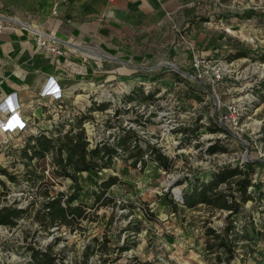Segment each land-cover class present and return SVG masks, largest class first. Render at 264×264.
I'll use <instances>...</instances> for the list:
<instances>
[{
    "label": "rangeland",
    "instance_id": "1",
    "mask_svg": "<svg viewBox=\"0 0 264 264\" xmlns=\"http://www.w3.org/2000/svg\"><path fill=\"white\" fill-rule=\"evenodd\" d=\"M211 1L206 6L201 1L197 4L199 22L180 41L190 56L193 50L206 59V71L215 66L222 69L219 81L194 79L190 60L185 68L176 65L186 73L182 75L168 66L170 57L160 56L144 62V70L118 73L119 91L100 95L109 106L94 112L95 117L83 110L88 123L83 122L82 127L89 149L95 144L115 145L123 129L130 130L140 146L156 144L167 154L171 159L167 171L145 156L143 167L129 168L123 175L119 171L126 154L118 147L121 155L113 157L112 166L93 175L94 180L109 174L119 176L121 181L106 190L112 203L97 210L88 208L85 219L62 227L38 221L36 215H41L45 189L50 196L56 191L66 193L70 180L52 173L56 167L50 154L28 165L21 158V145L34 134L1 141L0 166L15 180L0 174V208L17 206L26 212L13 225L0 224V264H34L28 244L47 250L56 264H218L214 253L206 251L204 229L205 225L221 228L227 212L199 204L173 213L164 193L169 191L179 200L191 183L209 180L223 165L264 162V0ZM238 51L245 55L234 56ZM129 76L135 84L128 92L121 82ZM148 94L153 95L145 98ZM232 102L241 108L238 127H225L227 133L212 131ZM77 120L63 113L52 125V136L68 131ZM44 130L39 128L36 134ZM217 144L224 151H207ZM253 169L252 182L260 181L264 192V166L256 163ZM78 181L83 190L73 204L86 201L84 190L94 187L85 172L78 175ZM263 204L264 197L248 200L236 218L234 226L241 237L231 234L236 253L232 264H264V235L255 232ZM244 223L247 234H243ZM136 227L138 231H134ZM120 247L124 249L120 251Z\"/></svg>",
    "mask_w": 264,
    "mask_h": 264
},
{
    "label": "crops",
    "instance_id": "2",
    "mask_svg": "<svg viewBox=\"0 0 264 264\" xmlns=\"http://www.w3.org/2000/svg\"><path fill=\"white\" fill-rule=\"evenodd\" d=\"M200 1L204 6L212 2L0 0V22L6 26L0 31V103L6 98L17 100L20 108L15 112L27 124L13 134L0 132V146L8 137L35 135L39 128L55 134L52 125L63 113L85 114V109L95 117L99 110L95 106L106 102L100 95L120 89L117 74L144 70L142 65L149 59L167 56L170 64L185 68L190 55L180 38L189 36L199 22ZM38 35L57 43L63 53L40 48ZM53 79L63 89L61 98L41 95ZM123 79L122 87L129 92L135 81L130 76ZM0 118L12 119L8 111L0 112Z\"/></svg>",
    "mask_w": 264,
    "mask_h": 264
},
{
    "label": "trees",
    "instance_id": "3",
    "mask_svg": "<svg viewBox=\"0 0 264 264\" xmlns=\"http://www.w3.org/2000/svg\"><path fill=\"white\" fill-rule=\"evenodd\" d=\"M245 17V16H244ZM247 17V16H246ZM245 52L238 51L234 56H244ZM230 57V56H229ZM148 94L145 98L152 96ZM108 102H101L95 106L96 109H105ZM83 113L75 115L79 120L76 124L63 134L58 133L56 137L47 134L45 131L38 132L36 135H30L24 145H21L20 156L27 163L33 159L37 161L45 158L47 154L52 157V162L56 167L52 173L56 177H64L70 180L66 193L56 191L50 196L48 189H45L43 195L45 200L40 204L41 215H36V219L42 222H49L62 227H72L85 219L90 213L88 208L97 210L106 206L113 201V197L106 194V190L116 185L121 180L119 176L109 174L102 180L93 179L101 169L112 166L113 157L121 155L117 148L120 147L125 152L124 164L119 172L123 175L129 171V168H141L145 165V156L154 162L159 168L168 170L171 165V159L156 144L146 142L142 147L136 139L137 136L133 131L123 129V133L118 137L115 145L95 144L92 148H88L89 140L86 137L82 123L85 121ZM212 131H221L227 133L226 128L214 123ZM224 148L212 145L207 148L209 153H214ZM260 164L264 166V162H244L242 165H223L211 174V178L207 181L196 180L191 183L190 189L184 192L179 200L171 197L169 191L164 195L168 197V205L171 206L173 213L184 208H191L199 204H204L212 210L226 211L223 217V225L221 228H213L205 225L204 233L207 236L205 246L209 255L214 253L216 263L232 264L236 257L234 250V241L231 234L240 238L238 230L234 226V222L239 214L242 213L244 204L250 199H259L264 197L262 192V184L260 181L252 182L251 174L254 171L253 165ZM138 164V165H137ZM87 173L91 179L93 190H84L86 201L79 200L77 204L73 201L78 198V191L83 190L82 185L78 181V175ZM5 175L14 181L15 176L9 174L5 168L0 166V174ZM129 173V172H128ZM3 183V182H2ZM252 187L253 190H248ZM257 192V196L255 193ZM263 195V196H262ZM179 201V202H178ZM91 202V207L87 206ZM180 203V204H179ZM258 213L257 227L255 232L260 236L264 235V204ZM26 210L17 208V206H3L0 208V224L13 225ZM150 214H148L149 216ZM247 223L242 226L243 234H247ZM130 228V225L127 226ZM134 231H138L136 227ZM124 248L120 247V251ZM30 258L34 264H56L55 256L51 255L47 250H41L27 245ZM211 257V256H209Z\"/></svg>",
    "mask_w": 264,
    "mask_h": 264
},
{
    "label": "built area",
    "instance_id": "4",
    "mask_svg": "<svg viewBox=\"0 0 264 264\" xmlns=\"http://www.w3.org/2000/svg\"><path fill=\"white\" fill-rule=\"evenodd\" d=\"M6 26H4L0 22V31H2ZM36 43L40 48L43 50L54 54V55H60L63 53V49L59 47V45L55 42L50 41L48 38L38 35L36 36ZM190 63L192 66V70L194 74L192 77L194 79H201V78H209L212 82H217L223 75V71L219 66H215L210 71H206V59L200 55L195 54L193 50H191V56H190ZM54 82V83H53ZM42 96H52L55 99L61 98L63 95V89L59 87V85L56 83V81L53 79L41 92ZM20 104L17 100H12L10 98H6L4 101L0 103V112L5 113L8 111L10 113V116L12 119L8 120H2L0 118V132L7 133V134H13L16 131H23L26 128V122L21 120L19 116L17 115V111L20 108ZM16 111V112H15ZM80 112H75V115H78ZM241 108L238 104H235L234 102L228 104L226 106V109L221 114V117H219V125L223 128L225 127H231V128H237L240 123V117H241ZM12 121V122H11Z\"/></svg>",
    "mask_w": 264,
    "mask_h": 264
},
{
    "label": "water",
    "instance_id": "5",
    "mask_svg": "<svg viewBox=\"0 0 264 264\" xmlns=\"http://www.w3.org/2000/svg\"><path fill=\"white\" fill-rule=\"evenodd\" d=\"M168 66H170L171 68H173L175 71H177L178 73L184 75L186 73H184L183 71H181L176 65L174 64H168ZM188 75V74H187Z\"/></svg>",
    "mask_w": 264,
    "mask_h": 264
},
{
    "label": "bare ground",
    "instance_id": "6",
    "mask_svg": "<svg viewBox=\"0 0 264 264\" xmlns=\"http://www.w3.org/2000/svg\"><path fill=\"white\" fill-rule=\"evenodd\" d=\"M99 57H105V56L102 55V54H101V55L99 54ZM108 58H109L110 60H113V61H119V60H117V58H110V57H108ZM123 62H125V61H123ZM128 64H129V63H128Z\"/></svg>",
    "mask_w": 264,
    "mask_h": 264
},
{
    "label": "clouds",
    "instance_id": "7",
    "mask_svg": "<svg viewBox=\"0 0 264 264\" xmlns=\"http://www.w3.org/2000/svg\"><path fill=\"white\" fill-rule=\"evenodd\" d=\"M54 83V82H53Z\"/></svg>",
    "mask_w": 264,
    "mask_h": 264
}]
</instances>
